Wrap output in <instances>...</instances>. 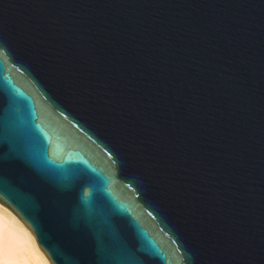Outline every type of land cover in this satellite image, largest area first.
I'll return each instance as SVG.
<instances>
[{"label":"water","instance_id":"water-1","mask_svg":"<svg viewBox=\"0 0 264 264\" xmlns=\"http://www.w3.org/2000/svg\"><path fill=\"white\" fill-rule=\"evenodd\" d=\"M0 203L51 264H264V0H0Z\"/></svg>","mask_w":264,"mask_h":264},{"label":"bare ground","instance_id":"bare-ground-1","mask_svg":"<svg viewBox=\"0 0 264 264\" xmlns=\"http://www.w3.org/2000/svg\"><path fill=\"white\" fill-rule=\"evenodd\" d=\"M0 264H51L32 231L0 203Z\"/></svg>","mask_w":264,"mask_h":264}]
</instances>
